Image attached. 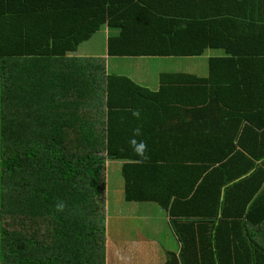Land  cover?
I'll list each match as a JSON object with an SVG mask.
<instances>
[{
	"label": "trees",
	"instance_id": "obj_1",
	"mask_svg": "<svg viewBox=\"0 0 264 264\" xmlns=\"http://www.w3.org/2000/svg\"><path fill=\"white\" fill-rule=\"evenodd\" d=\"M79 1L60 9L0 1V264H107L109 160L125 162L126 201L169 213L182 251L166 264H264V165L231 142L220 156L208 148L207 115L251 119L241 104L251 88L215 83V63L233 59L212 60L205 80L163 75L154 93L109 75L105 60L66 58L106 25L120 31L109 57H203L221 48L223 18L193 13L192 3L209 0ZM50 59L81 65L53 73L43 68ZM249 108L264 111V101ZM137 127L143 162L129 144Z\"/></svg>",
	"mask_w": 264,
	"mask_h": 264
},
{
	"label": "crops",
	"instance_id": "obj_2",
	"mask_svg": "<svg viewBox=\"0 0 264 264\" xmlns=\"http://www.w3.org/2000/svg\"><path fill=\"white\" fill-rule=\"evenodd\" d=\"M14 1L18 4L22 3V0ZM32 2L39 6L60 9L63 8V5H68L70 0H32ZM79 2L80 4L95 5L102 1L86 0V2ZM217 2L218 0H215L214 4L213 0H209L208 2L200 1L192 3L194 14L210 16L211 18L208 19V22H218L219 20L217 18H223V27L226 29L221 48L216 47V50L210 49L203 57L174 60L166 58L109 57L107 47L108 39L119 36L120 31L111 30L106 25L89 42L80 45L76 53L67 54L66 58H75L81 61L84 59L94 61L105 60L106 71L109 75L130 78L137 85L154 93L159 92L161 89V78L163 75L188 74L196 76L200 80H205L211 77L212 60L232 58V62L223 61L215 63L217 66L216 77H214L216 82L213 81L215 83L221 82L222 85L220 86L223 87L227 85L250 87L251 98L241 104L246 106L244 107L247 112L246 115L247 117H251V119L233 118V116L227 119L225 116L220 121L214 115H207L210 123L214 125L213 129H209V132L214 134V140L208 144V148L214 149L218 156H220L219 150L227 149L228 142H231L252 160V165H264V157L256 159L253 156L254 147L259 151L258 154L264 152L262 142V136H264V111L249 108L253 104L258 105L264 101V0H225L223 4H220L221 6L219 4L217 5ZM9 6L11 8L10 14H20L16 9L13 11V8L17 7L13 2ZM4 22L9 25V28L16 30L19 28V26L11 24L7 20ZM227 47L228 50L226 49ZM142 59H148V65L142 64L133 69L138 76L137 78L133 77V73L128 76L118 73L122 62L126 61L129 63V61ZM168 63H175L176 66L174 68L165 67L164 65ZM92 64L96 67L99 66L96 62H92ZM79 65L81 64L70 63L69 67H66L65 64L56 63L52 59L48 62H43V68L53 73L57 71L70 73L73 66L78 68ZM24 67L26 66H22V69ZM129 69H131L130 66ZM202 116L205 117L206 115ZM237 122H239L237 129H234ZM245 126H248L250 130H244ZM217 133L227 136L228 134H235L236 136L226 137L225 140L227 143H220L216 139ZM243 135L247 136L242 138L241 136ZM246 149L251 150L252 153L245 152ZM113 162L117 161H107V167L109 168ZM119 163L121 171H123L125 162L120 161ZM236 164L241 165L238 161ZM125 186L126 183L123 176L113 179L107 170V206L108 210L115 208L116 213V216L109 217L107 223V264H138L141 262L144 264H166L170 252L180 255L182 243L174 229L169 213L156 203L135 202L144 205L149 204L148 206H144L147 207V211L144 212L143 216L135 215V208L132 207L130 210L123 203V200L126 199ZM142 206L139 205L138 210ZM118 208H121L119 212H117ZM133 218L136 220H133ZM113 219H116L118 222L111 225V220ZM142 219L145 221L143 231L139 228L140 224L137 223V221L140 222ZM121 221H131L128 230L126 229V223H122ZM148 223L151 224L149 231ZM109 225L112 227V233ZM122 229L125 232L123 238H120V235H117L116 232ZM130 246L134 247L130 248ZM131 249L135 250L136 253L130 256L128 250L130 251ZM162 254H164L165 259H162Z\"/></svg>",
	"mask_w": 264,
	"mask_h": 264
},
{
	"label": "rangeland",
	"instance_id": "obj_3",
	"mask_svg": "<svg viewBox=\"0 0 264 264\" xmlns=\"http://www.w3.org/2000/svg\"><path fill=\"white\" fill-rule=\"evenodd\" d=\"M161 62H166V61H161ZM171 62H175V61H171ZM182 63L184 64V62H182ZM142 64L143 65H148V59L129 61V63L126 62V61H124V62H122L120 71L118 73L120 75H127V76L128 75H132V73H133V77L134 78H137L138 76L133 71V69L136 68L139 65H142ZM128 65L130 66L131 69H129V66ZM164 66L165 67H172V68H174L176 66V64L175 63H168V64H165ZM116 161L117 162H113L112 164H110L109 168L107 167L108 173H110L112 175L113 179L120 178L122 176L121 166H120V163H119L120 161H118V160H116ZM123 203L126 206H128L130 210H131L132 207L135 208V210H136L135 215L138 214L139 216H143L144 215V212L147 211V207H144V206H148L149 205V204L144 205V204H141V203L128 202V201H126V199L123 200ZM117 204H118V202H117ZM139 205H143V206L140 207V209L138 210ZM123 207H125V206H123ZM155 207H157V205H155ZM106 210H107V223H108L109 217L116 216V213H115V208H111L110 210H108V206H106ZM120 210H121V208H118L117 212H119ZM133 220H136V219L133 218ZM116 222H118L116 219L111 220V225L115 224ZM121 222L122 223H126V229L128 230L129 224L131 223V221H121ZM137 223L140 224L139 228L143 231V229H144L143 227H144V223H145L144 219H142L140 222L137 221ZM111 225H109V229H111V233H112L113 230H112ZM150 228H151V224L148 223V231H149ZM124 232H125L124 229H122L121 231L116 232V233H117V235L118 234L120 235V238H123ZM0 246H1V239H0ZM133 247L134 246H130V248H133ZM128 252L130 253V256L132 254H135L136 253V251L133 250V249H131L130 251L128 250ZM0 257H1V249H0ZM162 259H165L164 254H162ZM138 264H144V263L141 262V263H138Z\"/></svg>",
	"mask_w": 264,
	"mask_h": 264
},
{
	"label": "clouds",
	"instance_id": "obj_4",
	"mask_svg": "<svg viewBox=\"0 0 264 264\" xmlns=\"http://www.w3.org/2000/svg\"><path fill=\"white\" fill-rule=\"evenodd\" d=\"M133 117L139 118L140 112L138 110L132 112ZM142 134L141 128L137 127L133 130V135L129 139V144L132 148L133 153L143 162L146 161L149 157L147 155V145L143 140H138L137 137H139ZM63 204L57 205V210H63Z\"/></svg>",
	"mask_w": 264,
	"mask_h": 264
}]
</instances>
